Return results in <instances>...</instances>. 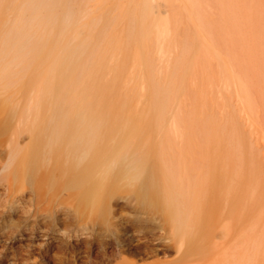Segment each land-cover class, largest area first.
I'll use <instances>...</instances> for the list:
<instances>
[{
    "label": "bare ground",
    "instance_id": "6f19581e",
    "mask_svg": "<svg viewBox=\"0 0 264 264\" xmlns=\"http://www.w3.org/2000/svg\"><path fill=\"white\" fill-rule=\"evenodd\" d=\"M73 3L0 0V153L6 155L0 193L26 179L59 204L63 174L67 196L93 215V238L118 253L120 264H138L121 248L131 240L127 226L139 229L146 222L145 206L168 216L172 236L154 239L175 254L147 264H264V167L237 121L212 117L201 131L180 111L171 155L131 143L125 131L114 138L108 105L122 64L108 62L110 50L101 51L98 42L105 36L94 28L97 18L81 24ZM147 4L141 2L143 11ZM133 27L141 36L143 17ZM108 71L114 73L105 77ZM132 125L126 128L134 132ZM120 186L136 194L130 216L113 208L111 196ZM102 230L109 232L107 241ZM142 237L147 249L155 248ZM2 239L0 253L13 242Z\"/></svg>",
    "mask_w": 264,
    "mask_h": 264
},
{
    "label": "rangeland",
    "instance_id": "374dc122",
    "mask_svg": "<svg viewBox=\"0 0 264 264\" xmlns=\"http://www.w3.org/2000/svg\"><path fill=\"white\" fill-rule=\"evenodd\" d=\"M73 1L81 24L97 18L94 28L105 36L98 42L101 51L109 48L108 62L122 64L108 105L114 138L125 131L131 143L171 155L180 111L201 131L212 117L235 119L264 167V0H147L146 11L143 0ZM141 17L146 29L140 36L133 23ZM4 116L0 112V126ZM129 124L134 132L126 128ZM26 140L19 137L22 144ZM5 158L0 153V164ZM65 178L62 174L59 204L48 193L38 194L26 179L17 180L13 192L0 193V238L13 239L3 241L0 264H120L118 253L93 238V215L78 198L67 196ZM131 195L136 194L120 186L111 196L117 202L113 208L132 215ZM142 216L147 223L141 228L127 226L131 240L124 242L123 255L138 264L172 258L173 248L165 252L161 240L154 239L172 236L168 216L148 206ZM102 231L100 238L107 241L109 232ZM143 234L159 248L147 249Z\"/></svg>",
    "mask_w": 264,
    "mask_h": 264
}]
</instances>
